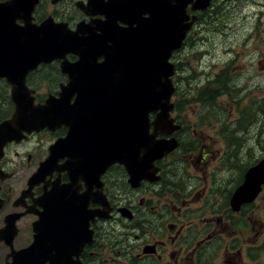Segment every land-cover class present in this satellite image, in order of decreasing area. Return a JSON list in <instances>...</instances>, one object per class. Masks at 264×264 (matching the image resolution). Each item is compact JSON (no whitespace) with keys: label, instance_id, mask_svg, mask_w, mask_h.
<instances>
[{"label":"flooded vegetation","instance_id":"af4514ba","mask_svg":"<svg viewBox=\"0 0 264 264\" xmlns=\"http://www.w3.org/2000/svg\"><path fill=\"white\" fill-rule=\"evenodd\" d=\"M5 1L0 0V3ZM87 1L71 0L69 7L66 0L55 3L39 0L31 13L32 22L39 24L51 17L55 23L66 24L67 32H75L80 23L83 28L98 29L95 34L106 41L100 44L108 46L109 50L115 41L99 30L101 26L106 27L101 4L109 0H99L97 6L102 12L93 7L92 15L77 6L78 3L86 8ZM121 21L119 18L113 26L124 29L126 24ZM248 36L249 40L254 38L248 34L244 39ZM104 52L108 51L97 52L86 45L83 56L88 70L83 74L88 77L81 79L92 77V63H103ZM227 54L232 55L233 51ZM177 57L178 53H174L172 60ZM79 58V53L69 52L60 60L40 64L26 75V90L34 105L43 104L48 96L58 97L60 89L69 82V75L61 71V64H74ZM229 62H224L226 68L221 75L225 77H220L221 86L216 82L215 88L207 87L208 91L215 92L212 95L207 92V105L211 96H220L223 109L248 103L247 111L235 120L234 126L240 121L249 125L254 121L256 106L252 93L256 88L252 79L248 82L233 80L235 60L232 64ZM52 73L55 74L53 84L49 81ZM81 75L79 71V78ZM37 77L46 79L43 84L49 82L44 94L37 91ZM249 84L251 90H248ZM69 92L68 105L72 106L76 91ZM68 105L61 120L52 128L23 132L21 140H11L1 148L0 264H12V255L27 249L28 254L17 255L16 264H258L256 256L252 255L258 247L244 248L245 243L254 239V236L245 239L251 225L245 221L251 215H244V211L260 195L252 203L232 210L230 199L242 183L245 171H242L243 166L236 165L240 172L238 179L225 194L217 184L209 183L207 165L215 160V155L209 151L207 135L201 131L197 135L196 130H190L189 122L172 115L178 127L172 135L159 134L156 139L174 137L176 150L154 160L150 173L135 185L129 182V174L122 165L107 162L99 169L94 154L88 160L92 161L91 169L85 167L88 161H78V154L68 149L63 150L54 165L47 162L50 147L65 141L70 128L71 133L76 130L78 121L67 110ZM14 108L11 86L0 78V123L12 117ZM224 131V151L215 152L221 164L239 157L240 152L233 151V145L243 140L231 141L235 138L231 136L232 128L224 127ZM43 162H47L48 167L41 169Z\"/></svg>","mask_w":264,"mask_h":264},{"label":"water","instance_id":"95a60500","mask_svg":"<svg viewBox=\"0 0 264 264\" xmlns=\"http://www.w3.org/2000/svg\"><path fill=\"white\" fill-rule=\"evenodd\" d=\"M57 1L53 0V3ZM211 1L109 0L101 4L105 9L103 24L106 27L101 26L99 30L102 34H109L115 41L114 47L123 54L106 53L103 63H92L91 80L81 79L88 77L83 74L88 70L83 51L86 45L97 52L102 51L98 43L104 38L95 34L98 29L94 32L88 28L82 30L80 23L75 32H67L66 24H55L51 17L39 25L32 24L31 12L38 0L0 3V78L6 79L11 86V100L15 107L12 117L0 123V154L6 142L21 140L23 132L52 128V124L61 120L69 103V91L75 89L76 99L67 110L76 116V130L71 133L70 128L65 141H58L50 147L47 162L54 165L64 149L78 154V161L83 162L91 160L94 154L99 169L107 162L121 164L129 174V182L136 185L150 173L154 160L177 147L173 138L156 139L159 134H172L178 127L170 117L175 86L171 81L174 67L169 58L182 46L197 19L196 16L189 18L187 6L190 11L204 12ZM97 4L99 0H88L86 8L78 3L77 6L85 14L92 15L93 7L102 12ZM119 18L126 24L123 30L113 26ZM17 20H21L22 25H18ZM68 52L79 53L80 60L74 64H61V71L69 75L67 86L60 89L58 97L48 96L43 105H34L26 90V75L40 63L63 58ZM79 71L82 72L80 78ZM151 113L155 114L152 121L149 119ZM150 127L152 133H149ZM47 162H43L40 168L48 167ZM91 166L92 161L85 162L86 169ZM263 187L264 157L246 170L242 183L230 199L232 210L253 202ZM19 253L12 255V264H16Z\"/></svg>","mask_w":264,"mask_h":264},{"label":"rangeland","instance_id":"374dc122","mask_svg":"<svg viewBox=\"0 0 264 264\" xmlns=\"http://www.w3.org/2000/svg\"><path fill=\"white\" fill-rule=\"evenodd\" d=\"M70 1L66 0L69 7ZM202 16L191 34L189 44L178 54L177 61L182 68L181 97L178 96V100L180 109L183 110L176 111L175 116L189 122L192 127L190 130H196L197 135L200 131L207 135L209 151L215 155V160H211L210 166L207 165V180L217 184L218 189L225 194L238 179L240 172L236 170V165L240 168L243 166V171L264 156V109L258 110L264 99V0H216ZM248 34H252L254 38L249 40L248 36L244 39ZM230 51L233 54L229 56L227 53ZM249 51L251 53L248 54ZM227 60H230L229 64L235 60L236 73L233 80L248 82L252 79L256 88L252 93L256 106L254 121L249 125L240 121L234 126L235 120L247 111L248 103L223 109L220 96H211L210 105L205 101L201 102L198 96L209 86L215 88L214 83L218 84L220 77H225L221 73L226 68L224 62ZM54 79L55 74L52 73L49 77L51 84ZM45 80H40L39 77L35 79V86L39 87L37 91L40 94L46 93L45 85L49 82L43 84ZM251 89L249 84L248 90ZM224 127L232 128L231 136L235 138L231 141L236 138L243 140L233 145V151L240 152L239 157L221 164L219 155L215 152L224 151ZM246 214L251 216L249 215L250 218L245 224L251 225L245 239L252 236L254 239L245 243L244 248L249 245L258 247L251 254L256 256L258 264H264V190L258 200L245 209L244 215Z\"/></svg>","mask_w":264,"mask_h":264},{"label":"trees","instance_id":"16d2710c","mask_svg":"<svg viewBox=\"0 0 264 264\" xmlns=\"http://www.w3.org/2000/svg\"><path fill=\"white\" fill-rule=\"evenodd\" d=\"M180 79H182V77L177 78V80L179 82H180ZM183 79H186V78H183ZM218 85L221 86V83H218ZM202 92L203 93H199V95H198L200 97V101L201 102H203V101L207 102V92H209V91L207 89H204V91L202 90ZM213 93H215V92L210 91V95H212ZM175 95L181 97V86L180 85L177 86V90H176ZM175 107H176L177 111H182L183 110V109H180L181 106H179V100L178 99L175 101ZM259 109H262V110L264 109V99H263V104L259 105L258 110Z\"/></svg>","mask_w":264,"mask_h":264}]
</instances>
